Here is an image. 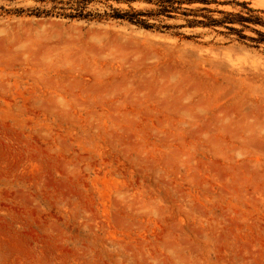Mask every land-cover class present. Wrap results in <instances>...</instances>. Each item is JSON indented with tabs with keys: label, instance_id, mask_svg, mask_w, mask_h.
I'll return each instance as SVG.
<instances>
[{
	"label": "rangeland",
	"instance_id": "rangeland-1",
	"mask_svg": "<svg viewBox=\"0 0 264 264\" xmlns=\"http://www.w3.org/2000/svg\"><path fill=\"white\" fill-rule=\"evenodd\" d=\"M188 1L0 0V264H264V26L187 24L264 0Z\"/></svg>",
	"mask_w": 264,
	"mask_h": 264
},
{
	"label": "trees",
	"instance_id": "trees-1",
	"mask_svg": "<svg viewBox=\"0 0 264 264\" xmlns=\"http://www.w3.org/2000/svg\"><path fill=\"white\" fill-rule=\"evenodd\" d=\"M40 2H44V0H38ZM116 2V3H130L136 0H72V14H61L56 13L52 9H56V5L52 6L51 10H32L31 14L35 15L37 17L40 16H51V15H62L66 16L72 19H81V20H87V21H107V20H122L126 21L130 24L136 25L138 27L144 28V29H158V28H169L168 26H160L156 25L154 23H150L149 20L151 17H158V16H165L168 18H171L173 14H181L184 16H189L191 11L187 9L181 8V5L184 3H189L188 0H144L148 3H153L156 5V9L152 11H139L134 10L132 8H129V10H121L119 8H114L111 5H108L109 11H104L103 13L98 12H92L90 10H87V5H89L92 2ZM154 1V2H152ZM61 4V3H60ZM244 5V4H243ZM248 13L245 15L240 14H226L227 17H225L223 20H216L212 18H205L207 22H202L198 20H188L187 24L189 26H195V25H201V26H218V25H226L228 23L234 24H243V23H261L264 26V22L258 18L250 15L249 13H252L254 10H251L247 8ZM222 13V12H221ZM224 14V13H222ZM226 29H228L231 32L239 33L236 28H232L229 26H225ZM259 39L254 40L252 38H249L251 41H255L257 43L264 42V34L259 33ZM241 39H246L245 36H239Z\"/></svg>",
	"mask_w": 264,
	"mask_h": 264
}]
</instances>
